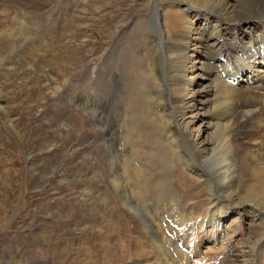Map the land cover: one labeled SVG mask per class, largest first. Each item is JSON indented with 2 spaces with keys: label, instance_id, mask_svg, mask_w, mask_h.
Returning a JSON list of instances; mask_svg holds the SVG:
<instances>
[{
  "label": "bare ground",
  "instance_id": "obj_1",
  "mask_svg": "<svg viewBox=\"0 0 264 264\" xmlns=\"http://www.w3.org/2000/svg\"><path fill=\"white\" fill-rule=\"evenodd\" d=\"M55 1L0 0V51L12 48L3 45L7 42L15 43L12 51L16 52L33 41L28 38L26 44L20 42L25 25L17 20L12 8H18L17 13L22 12L25 17L43 16ZM188 2L201 5L204 14L191 16L195 24L185 25L186 30L182 25L177 26L176 15L166 19L163 14V22L160 21L156 15L159 9L154 5L156 12H152L151 19L155 39L148 43L145 36L139 35L134 44L141 48L140 51L134 49L141 66L137 71L139 83L135 82L133 91L124 94L125 82L117 80L113 72L116 57L128 41L120 37L113 42L105 68L94 80L99 82L100 90H92L93 80L90 84L85 82L73 89L81 88L80 92L76 91L74 101L89 113L95 111L92 108L95 106L96 112L92 114L96 113L102 122L101 132L109 151L106 177L124 208L140 221L144 234L143 239L132 244V257L136 261L145 260L143 252L148 254L149 248L158 254L160 264L189 262L176 245L178 238L205 222L216 230L217 235L210 245L216 244L225 237L226 221L233 218L251 228L229 256L228 264H254L255 248L260 246L264 257V162L254 142L264 133V119L259 116L264 112V0ZM185 10L187 13L191 10L189 4H185ZM8 19L12 20L11 25ZM183 20L186 19L183 17ZM248 51L252 53L251 59L244 64L239 56L248 59ZM195 57L207 58V65ZM191 58H195L193 63ZM250 64L258 68L252 70ZM90 70V73L96 71L94 64ZM249 81L256 86L248 85ZM182 84L187 86L186 94L179 101L175 88ZM261 89L260 95L253 93ZM117 102L122 103V112L116 108ZM208 116L216 123L208 124ZM197 121L200 125L195 127ZM201 126L212 131L204 135ZM138 144L144 149L138 148ZM253 152L255 155L250 156ZM145 153L150 155L148 161L146 156L142 157ZM182 158L192 176L208 188L203 202L205 211L195 217H192L196 205L191 202L195 197L192 190L180 191L184 177L172 173L176 171L175 163ZM139 163L148 169L139 168ZM110 213L116 219L121 217L115 211ZM121 226L118 224L119 229L114 230V226L107 224L105 234L108 235L100 237L97 254L90 255L84 246V264H99L100 260L109 263L114 259L111 252H115L118 259L127 256L125 237L119 235ZM143 241H147L146 246L139 243ZM110 245L118 246L110 249ZM199 250L196 248L192 253L200 255ZM119 263L116 259L110 264Z\"/></svg>",
  "mask_w": 264,
  "mask_h": 264
},
{
  "label": "rangeland",
  "instance_id": "obj_2",
  "mask_svg": "<svg viewBox=\"0 0 264 264\" xmlns=\"http://www.w3.org/2000/svg\"><path fill=\"white\" fill-rule=\"evenodd\" d=\"M185 4L190 5L192 13L191 10L186 12ZM50 8L48 14L31 17L12 8L17 20L25 25L20 42L25 43L28 38L33 41L16 52L12 51L15 43L7 42L3 45L12 48L0 51V264H84V246L90 255L97 254L100 237L108 235L105 234L107 224L114 226V230L119 229L118 224L122 225L119 235L125 237L124 253L129 252L118 259L117 254L110 251L113 260H119V264H160L153 249L148 248V254L143 252L145 260L136 261L132 257L133 241L144 237L142 226L124 208L106 177L109 151L101 132L102 122L96 113L92 114L96 107L89 113L84 111V106L75 104V93L81 88L73 89L93 80L92 90H100L99 82L94 80L105 68L113 42L122 37L128 41L116 57L112 70L117 80L125 82L124 94H129L136 88L135 82L139 83L137 71L141 66L134 53V49L140 51L141 48L134 46L135 41L139 35L145 36L148 43L155 39L152 12H156L160 21L164 19H161L163 14L166 19L176 15L177 26L185 28V25L195 24L194 15L204 14L203 7L190 4L188 0H56ZM50 15L52 19L48 20ZM11 22L8 19V24ZM169 33L174 35L173 31ZM248 54V59L239 56L244 64L251 59L252 53L248 51ZM195 58L207 65V58ZM91 64L96 67L93 73H90ZM250 65L252 70L258 68ZM251 84L249 81L248 85ZM186 88L185 84L175 88L179 101L185 97ZM260 91L262 89L253 93L260 95ZM121 104L117 102L116 108L122 112ZM259 116L264 119V112ZM114 122L117 125L116 119ZM207 122L216 123L209 116ZM199 125L197 121L195 127ZM201 129L204 135L212 131L207 126ZM261 135L263 138L254 136L257 137L254 142L264 162V133ZM145 156L148 161L150 155L143 154V159ZM175 165L176 171L172 173L184 177L179 190H192L195 196L191 198L192 203L196 202L192 211L195 217L205 211L207 185L192 176L184 158ZM144 167L148 169L139 163V168ZM109 211L118 213L120 219L112 213L109 215ZM228 220L225 237L215 245L210 244L213 238L215 240L216 230L205 222L179 237L176 245L189 259L183 264H204L203 261L228 264L229 256L251 228L233 218ZM139 243L147 245V241ZM107 246L105 244L106 250ZM117 246L110 245V249ZM189 247L192 249L184 251ZM196 248L200 249V255L192 253ZM254 253V264H263V249L259 246ZM103 261L99 264H105Z\"/></svg>",
  "mask_w": 264,
  "mask_h": 264
}]
</instances>
